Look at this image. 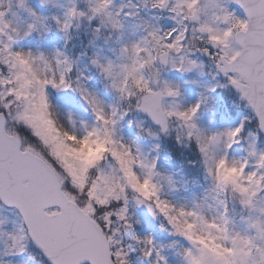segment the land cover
<instances>
[{"label": "snow or ice", "instance_id": "snow-or-ice-1", "mask_svg": "<svg viewBox=\"0 0 264 264\" xmlns=\"http://www.w3.org/2000/svg\"><path fill=\"white\" fill-rule=\"evenodd\" d=\"M0 264H264V0H0Z\"/></svg>", "mask_w": 264, "mask_h": 264}]
</instances>
